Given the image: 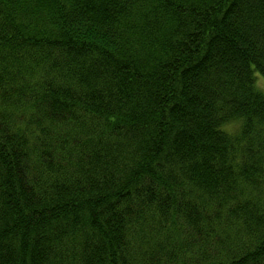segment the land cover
I'll list each match as a JSON object with an SVG mask.
<instances>
[{"label": "trees", "instance_id": "trees-1", "mask_svg": "<svg viewBox=\"0 0 264 264\" xmlns=\"http://www.w3.org/2000/svg\"><path fill=\"white\" fill-rule=\"evenodd\" d=\"M0 264H264V0H0Z\"/></svg>", "mask_w": 264, "mask_h": 264}, {"label": "rangeland", "instance_id": "rangeland-1", "mask_svg": "<svg viewBox=\"0 0 264 264\" xmlns=\"http://www.w3.org/2000/svg\"><path fill=\"white\" fill-rule=\"evenodd\" d=\"M261 84V83H260ZM262 85V84H261Z\"/></svg>", "mask_w": 264, "mask_h": 264}]
</instances>
